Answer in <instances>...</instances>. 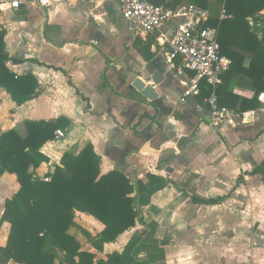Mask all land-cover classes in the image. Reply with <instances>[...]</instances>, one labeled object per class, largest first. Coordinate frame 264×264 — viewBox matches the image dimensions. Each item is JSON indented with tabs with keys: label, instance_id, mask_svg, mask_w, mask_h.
<instances>
[{
	"label": "crops",
	"instance_id": "obj_1",
	"mask_svg": "<svg viewBox=\"0 0 264 264\" xmlns=\"http://www.w3.org/2000/svg\"><path fill=\"white\" fill-rule=\"evenodd\" d=\"M192 7L201 9L193 0H181L176 10ZM201 10L207 19L200 27L211 17L230 18L218 0ZM193 23L196 19L189 15L173 18L148 38H136L116 0H54L48 7L31 3L19 9L0 3V32L5 31L4 52L10 58L5 66L17 77L32 75L39 85L37 97L23 105L0 87V130L26 136L27 122L70 121L62 129L64 139L42 147L48 161L36 170L40 178L53 172L64 154L78 155L91 144L103 174L120 169L137 183L149 171L169 180L143 208L144 221L155 223L153 239L166 242L157 244L156 252L162 248L164 259L159 254L151 264H264V186L261 176L252 174L256 167L264 168V93L257 100L261 108L235 112V96L239 109L241 100L254 97L259 82L245 59L222 99L233 114L231 123L213 125L208 96L196 99L203 83L199 95L182 102L194 74L179 75L167 52L169 42ZM249 23L254 25L251 19ZM138 40L153 44L152 60H145ZM158 72L163 80L156 85ZM136 80L158 93L153 105L135 95ZM20 188L16 174L0 173V248L11 228L1 222L5 205ZM220 198L224 201L217 204L200 203ZM80 218L98 233L104 229L94 217L76 212L75 220ZM141 229L138 224L132 236L129 230L107 243V256L122 253ZM144 251L141 261H147Z\"/></svg>",
	"mask_w": 264,
	"mask_h": 264
},
{
	"label": "trees",
	"instance_id": "obj_2",
	"mask_svg": "<svg viewBox=\"0 0 264 264\" xmlns=\"http://www.w3.org/2000/svg\"><path fill=\"white\" fill-rule=\"evenodd\" d=\"M209 1L193 0L204 10L209 8ZM218 1L223 3V9L230 18L211 17L202 26L217 30L221 55L232 60L229 70L223 75L224 85L218 88L219 104L227 106L222 99L228 92V82L236 74L240 76L242 63L248 59V71L256 76L253 80L259 82L254 86V97L241 100L239 109H236L239 98L235 96L233 108L236 113L257 110L261 108L258 96L264 93V0ZM180 2L173 0L167 6L176 9ZM249 19L254 22L253 26ZM4 37L5 31H1L0 87L18 105H23L37 97L39 85L32 75L17 77L5 66L10 58L4 52ZM137 44L146 61L154 58L152 43L138 40ZM176 63L179 65V61ZM204 84L201 94L196 96L200 102L210 94ZM69 125L66 118L27 122L26 136H21L14 129L8 132L0 130V173L16 174L21 186L16 196L5 205L1 222H8L11 228L5 248H0V263L7 264L12 260L17 264H55L61 253L60 264H150L138 259L148 237L155 231V223L144 221L143 208L151 204L153 195L171 182L149 171H144L137 183H133L120 169L103 174L101 159L91 144L78 155L64 154L60 164L55 165L53 172L44 178L36 176V170L48 161L41 152L42 147L56 139V131ZM252 174L260 175L264 186V168L258 166ZM222 201L224 199L220 198L200 203L217 204ZM76 212L88 214L104 225L96 236L85 232L91 245L99 252L104 250L105 244L115 242L138 224L142 229L134 234L122 253L97 260L94 253L83 251L81 243L69 232L75 226ZM157 244L165 246L166 242ZM159 254L164 259L162 248Z\"/></svg>",
	"mask_w": 264,
	"mask_h": 264
},
{
	"label": "built area",
	"instance_id": "obj_3",
	"mask_svg": "<svg viewBox=\"0 0 264 264\" xmlns=\"http://www.w3.org/2000/svg\"><path fill=\"white\" fill-rule=\"evenodd\" d=\"M52 1L54 0H0V3H8L12 9H19L21 5L31 3L48 7ZM89 1L101 4L108 0ZM116 1L120 5L128 30L136 38H148L173 18L189 15L196 19V23H193L189 30L183 31L169 42L167 52V59L173 67V63L179 61V75H183L185 71L194 74L181 101L185 102L191 95H199L201 83H205L210 91L205 102L210 108L213 125L231 123L233 114L229 109L220 106L217 91L223 84V75L229 70L232 62L221 55L216 30L199 26L200 22L207 19L206 14L194 7L189 10H176L166 5L156 6L146 0ZM55 137L64 139L66 133L62 129L58 130Z\"/></svg>",
	"mask_w": 264,
	"mask_h": 264
},
{
	"label": "rangeland",
	"instance_id": "obj_4",
	"mask_svg": "<svg viewBox=\"0 0 264 264\" xmlns=\"http://www.w3.org/2000/svg\"><path fill=\"white\" fill-rule=\"evenodd\" d=\"M135 228L130 230L131 232L129 233L130 236H132V234L135 232L134 231ZM97 230L98 228L94 226V224H92L91 222L85 221L83 218L82 219L80 218V219L75 220V226L71 227L69 232L81 243L83 250L87 252H91V253L96 252L97 259L106 260L107 259V249H105L106 244L104 245V250L102 252L95 251L96 249L91 245V243L89 242V237L85 233L87 232L92 236H96L98 233ZM114 249H117V247H114L113 249H109L110 250L109 253L113 252ZM143 250H145L144 252L147 253V262H149L150 264L153 262H156L157 259L159 258V252L156 254L158 250L157 242L153 239V234L148 237V241ZM140 255L141 253L138 254L139 260L144 259ZM60 258H62L61 253H59V258L56 260V264H60Z\"/></svg>",
	"mask_w": 264,
	"mask_h": 264
},
{
	"label": "water",
	"instance_id": "obj_5",
	"mask_svg": "<svg viewBox=\"0 0 264 264\" xmlns=\"http://www.w3.org/2000/svg\"><path fill=\"white\" fill-rule=\"evenodd\" d=\"M146 1L156 6H165L167 5L168 0H146ZM162 80L163 78L161 72H158L153 76V81L156 85H159ZM133 87H134V92L136 93L135 95L140 93L141 96H143V98L147 99V104L149 106L153 105L155 100L159 97L158 93L155 91V89L152 86H147L141 80H136L133 84Z\"/></svg>",
	"mask_w": 264,
	"mask_h": 264
}]
</instances>
